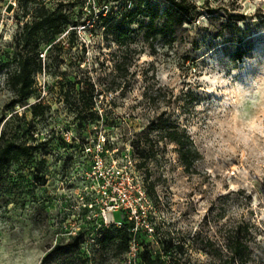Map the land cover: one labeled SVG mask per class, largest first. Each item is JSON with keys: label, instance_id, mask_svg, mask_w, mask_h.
I'll return each mask as SVG.
<instances>
[{"label": "rangeland", "instance_id": "rangeland-1", "mask_svg": "<svg viewBox=\"0 0 264 264\" xmlns=\"http://www.w3.org/2000/svg\"><path fill=\"white\" fill-rule=\"evenodd\" d=\"M38 2L70 22L41 38L21 99L7 75ZM185 2L171 36L146 41L149 12L161 25L169 1L142 0L144 25L120 45L98 13L128 1L0 0V131L32 149L0 176V264H40L52 249L46 264H141L140 251L168 245L184 264H264V0ZM167 127L186 136L189 166ZM97 156L140 215L102 192ZM128 221L132 252L99 248L101 230ZM238 236L247 248L234 256Z\"/></svg>", "mask_w": 264, "mask_h": 264}, {"label": "trees", "instance_id": "trees-1", "mask_svg": "<svg viewBox=\"0 0 264 264\" xmlns=\"http://www.w3.org/2000/svg\"><path fill=\"white\" fill-rule=\"evenodd\" d=\"M25 3L35 2V0H23ZM128 1L130 6L125 5V8L108 9L105 13L103 9L98 13L99 18L105 24V32L111 35L113 40L124 45L127 43L131 32L133 31L131 24L137 23L140 26L144 22L137 19V16L145 12L141 7L142 0H124ZM169 5L164 8L163 13L165 20L161 25L155 24L156 12H149L148 22L145 24L143 33L144 39L149 41L157 36H171L173 26L179 22V16L186 14L188 5L185 0H168ZM40 2V1H39ZM38 2V3H39ZM36 9L35 16L29 22L24 23L22 33L20 35L19 47L15 52L16 68L7 75V82L14 89L16 94L21 99H26L31 96L34 91V74L40 69L38 54L40 53V41L44 38L45 41L52 40L55 35L63 31V28L70 22V14L63 10L62 6H57L54 9L47 8L44 4L39 3ZM120 16L117 18V14ZM2 65H0V72ZM15 99L10 102V105L15 104ZM33 108L36 105L32 106ZM167 136L177 144L179 157L185 167L189 166L193 154L191 148L186 143L184 133L178 132L176 129L167 127ZM32 156L30 145L25 142H17L10 136L6 135L4 130L0 131V176L8 168L10 163L20 157L29 159ZM133 227L131 222H127L120 227H117L114 232L109 228H105L99 232L97 242L99 248H104L110 245L119 247V252L128 250L131 240ZM81 234L75 237V241L71 243L74 248L79 246L81 242ZM229 239V238H228ZM171 244V243H169ZM232 255L240 256L244 248H247L245 239H240L239 236L227 241L225 245ZM170 245L164 249V256L160 253L153 255L148 249H143L139 252L138 257L141 264H184L178 257L173 256L170 252ZM56 249L47 252L41 260L40 264H46L54 258ZM163 256V257H162Z\"/></svg>", "mask_w": 264, "mask_h": 264}, {"label": "built area", "instance_id": "built-area-1", "mask_svg": "<svg viewBox=\"0 0 264 264\" xmlns=\"http://www.w3.org/2000/svg\"><path fill=\"white\" fill-rule=\"evenodd\" d=\"M94 167L99 168L97 171L98 176L103 179V181L101 182L102 192L105 195L109 196L110 193L108 194V192L113 190L112 201L115 203H119V204L124 205L126 208L127 217H129L130 219H132L137 214L140 215V213L142 212V206L137 205L136 202L134 203V201L131 200L130 196L132 194L129 192H122V193L120 192L119 183L122 181L121 180V177H122L121 172L118 169H112V170H110V172L108 170H106V172H105V169H103V168L101 169V167H100V156H97L94 159ZM138 190L140 191V189H138ZM138 190L137 189L135 190V192H134L135 196L137 195ZM139 191H138V193H139ZM133 250H134V244L129 243V247H128L127 251L132 252Z\"/></svg>", "mask_w": 264, "mask_h": 264}]
</instances>
